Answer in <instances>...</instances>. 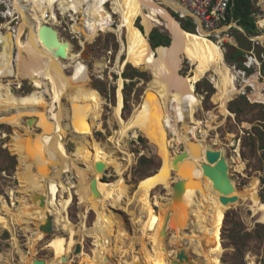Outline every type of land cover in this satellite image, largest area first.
Wrapping results in <instances>:
<instances>
[{
	"label": "bare ground",
	"instance_id": "obj_1",
	"mask_svg": "<svg viewBox=\"0 0 264 264\" xmlns=\"http://www.w3.org/2000/svg\"><path fill=\"white\" fill-rule=\"evenodd\" d=\"M70 1L72 0H14L11 15H18L19 22L16 30L12 33L10 21L0 25V45H3L0 52V66L3 65L10 69L18 84H20L21 77H28L34 85L44 82L52 98L49 105L45 106L44 97L41 96L0 97V123L21 125L27 131V136L19 135L20 146L25 150L28 183L26 204L22 205L18 222H32L35 227L38 226L45 231L42 225L52 220L53 230L59 229L68 234L67 237L57 235L48 240L47 247L52 249L53 257L44 264H57L63 260V257L67 259L71 256L88 255L81 244L82 235L88 231L84 227L77 228L66 214L73 192L71 187L64 184L63 174L71 168L77 175V183H81L84 188L87 186L90 188L89 200L92 204L89 207L97 206L98 208L101 220L95 227L93 225L88 227L91 230L88 234H92L96 243L94 255H100L107 264L109 257L107 255L115 250L116 239L109 227L110 219L106 217V214L111 209L114 210V217L121 212L125 213L130 201L123 202L127 183L125 178L116 180V182H103L105 180L101 173L108 166L119 164L117 153L127 152L125 139L131 133L129 131L132 128L140 129L149 143L157 149L165 163L168 164L171 161L178 163L177 174L180 177L177 181L174 180L175 184L172 182L174 185L171 195L161 203L162 210L164 211L167 207L168 213L163 220L161 219L160 231L156 232V226L159 225V214L153 210L148 194L155 184L170 180L171 173L167 166H164L158 175L146 178L134 194L133 201L141 202L147 209L148 215L142 218L134 215V211L131 210L133 211L131 214L134 215L131 220L140 227L143 233L147 230L151 231L146 234L151 235L152 248L160 255L158 262L153 261L146 250L143 235L139 239L138 246L139 251L144 253H140L138 258H142L144 264H173L178 250L183 248L188 255L186 264H220L218 224L225 206L221 203V189L214 188L211 177L205 174L202 165L209 164L213 173H220L222 176L223 173L214 168V162L207 161L204 145L200 139H196L197 125L189 122L187 112L196 101L195 84L209 71L218 75L212 78L219 85L221 101L230 98L237 89L236 76L226 64L223 50L214 40L207 37L203 30L198 33L181 27L167 8L162 6L168 3L175 9L182 10L183 8L174 0H160L161 2L157 0H115L112 6L119 15V24L116 28L111 27L110 29L118 32L122 41L116 67H123L125 63H130L134 67L147 69L151 73L157 72L170 91L164 88L160 81L151 82L146 86L142 100L133 111L130 121H125L121 117L123 97L121 88H119L115 118L119 119L121 128L113 135L115 154L106 155L105 147H99L103 144L99 145L95 141L89 157L83 149L88 145L84 140L93 138V128L103 112L99 93L86 88L88 68L78 57L80 54H74L71 52V47H68L66 58L62 61L58 60L53 52L42 44L38 37V30L44 23L55 26L58 22V15L67 14L72 19H76V14H82V21L86 22L88 20L86 15L91 14L96 8L100 9L101 4L107 0H92L91 6L85 5L89 0H82L81 10L75 12L70 7ZM183 13H186L184 9ZM138 17H142L149 28L164 25L172 38L171 46L153 47L145 35L147 33H142L135 25ZM79 24L80 33L83 35L81 42L85 45L81 52L85 56V50L90 48L86 46V39L91 34V27ZM94 24L95 20H92L91 26ZM125 30L129 35L128 47L122 38ZM3 32L15 36L17 52L13 62L9 60L10 48L5 43L6 35ZM260 40L264 43V36L260 37ZM126 48L128 49L127 57L122 60L121 54ZM185 58H188L192 65L188 75L180 73V66ZM69 60L74 61L71 74L66 71V62ZM104 65L101 66L104 67ZM122 82L123 80L120 79L118 84L120 87H122ZM34 91L41 93L37 88ZM68 91H71V96L65 100L67 97L65 94ZM29 117L34 119L32 125L26 122V118ZM200 127L202 128L200 135L204 136L207 131L203 129V126ZM64 132L76 140L74 149L66 148L63 140ZM171 133L175 137V142L171 141ZM133 136H137L134 131ZM181 143L185 144L184 151L187 154L178 158V155L183 152L179 146ZM193 144H198L200 148L198 155L190 152V146ZM83 159L86 160L83 161ZM220 159L218 157L215 163L217 166L223 163ZM78 161L84 165H79ZM98 163H102V170L96 169ZM129 164H131V159ZM90 168L93 169V175L88 173ZM63 192L67 195L63 196ZM249 195L253 202L252 205L250 204L253 217H256L258 221H264V201L260 200V195L256 190L251 191ZM41 212H43L42 217ZM82 218H85L84 214ZM183 221L186 223L188 221L190 226L192 225L190 234L184 238V241L187 240L189 244L178 241L177 238L175 241L178 242L168 240L167 230L171 227L178 229ZM30 239L32 243L33 240L35 241L34 236H30ZM15 242L17 244V240ZM77 245L80 246V250L75 252L73 249ZM88 257L90 258L89 255ZM134 264H137L136 260Z\"/></svg>",
	"mask_w": 264,
	"mask_h": 264
},
{
	"label": "rangeland",
	"instance_id": "obj_2",
	"mask_svg": "<svg viewBox=\"0 0 264 264\" xmlns=\"http://www.w3.org/2000/svg\"><path fill=\"white\" fill-rule=\"evenodd\" d=\"M114 1L107 0L104 4L102 3L100 9L96 8L91 14L86 15L88 19L86 22L82 21V14H76V19H72L71 16L66 14L64 16L58 15V22L55 23L59 37L69 43L71 52L80 54L78 57L88 68L86 88L99 93L102 101L103 112L93 128V138L84 140L88 145L83 149L86 156L89 157L96 142L99 145L103 144L99 147H105L106 155L115 154L113 135L121 128L119 119L115 118L119 101V88H121L123 97L121 117L125 121H130L133 111L140 104L148 84L160 81L164 85L163 87L169 90L168 85L157 72L151 73L147 69L141 70L130 63H125L123 67H116L122 41L118 32L110 29L111 27L116 28L119 24V15L116 14L112 6ZM157 2L161 1L157 0ZM81 3L82 0L70 1L72 11L81 10ZM87 3H85L86 6H91L92 0ZM162 6L167 8L172 17L184 28L187 20L181 19L180 15L175 12L177 9L171 4L168 5V3L162 4ZM13 8L14 0H0V25L10 21L12 33L16 30L19 22V19L16 18L17 14L11 15V9ZM92 20H95V24L91 26ZM78 22L91 27V34L86 39V46L88 45L90 48L85 50V56L81 52L85 45L81 42L83 35L80 33ZM135 25L142 33L146 31L147 34L145 35L150 43V35L155 29L170 36L164 25L149 28L142 17L136 19ZM243 30L245 29L243 28ZM190 31L197 32L194 24ZM3 33L6 35L5 43L10 48L9 60L13 62L17 52L15 36L14 34ZM233 33L235 35L234 45H228L222 50L226 64L236 76L237 89L230 98L221 101L219 85L212 78V76L217 77L218 75L213 71L207 72L195 84L194 96L196 101L187 112V117L190 123L197 125L195 128L198 134L196 139H200L203 143L207 161L210 158L211 162H214V168L219 169L223 173V177H227L231 183L230 191L224 193L221 190L222 197H237L233 202L221 201L225 208L222 210L218 224L220 264H264V221H258L256 217H253L250 209L253 202L252 197L249 195L251 191L256 190L260 195V200L264 201V43L260 40V37L264 36V30L261 32L256 29L255 34H248L246 31L235 29ZM122 38L128 47L129 35L126 30ZM169 46L171 45L169 44ZM0 49L1 52L3 45H0ZM238 51H241L242 54L240 58L235 59ZM127 53L128 49L126 48L125 52L121 54L122 60L127 57ZM250 56L256 57L258 63L247 68L243 62L246 57L248 59ZM69 62L70 64H68ZM73 62V60L66 62V71L69 74L72 73ZM103 64H105L104 67L101 66ZM191 69L192 65L189 59H183L180 73L188 75ZM244 69L247 70L246 73H241ZM118 79L123 80L122 87L118 85ZM19 83L11 74L10 69L3 65L0 66V97L13 98L14 95L17 97L41 96L44 97L45 106H48L52 101L51 96L47 97L44 92L45 90L49 95V89L44 82H41L40 85H34L28 77H21ZM36 88L41 93L35 92ZM65 95L67 96L66 100L71 96V91H68ZM22 122L24 123V119ZM179 124L181 125V122ZM200 126L206 129V136L200 135L202 129ZM133 131L137 133V136H133ZM36 132L40 131L36 130ZM129 132L131 133L125 139V150L127 152L117 153L119 164L110 165L101 173L105 180L103 182H116V180L125 178L124 180L127 183L124 200H122L123 202L130 201L127 205L128 212L125 210V213L121 212L114 217V210L111 209L106 214V217L110 219L109 227H111L116 239L115 250L107 255L110 257H108L107 264H134L135 260L137 264H144L143 259L138 258L140 253H144L139 251L140 247L138 246L140 244L139 239L143 235L145 236L143 238L147 252L151 255L153 261L158 262V256L160 255L154 252L152 248L151 235L146 234L151 231L147 230L146 233H143L140 227L131 220L134 215L142 218L148 215L147 209L141 202L133 201V196L145 178L158 175L164 166H167L171 173L170 180L155 184L148 194L153 210L159 214V225L156 226V232L157 230L160 231L161 219L163 220L164 217L161 203L171 195L173 185L176 183H174V180L177 181L180 177L177 174L178 163L173 161L168 164L165 163L157 149L149 143V140L145 138L140 129L132 128ZM26 133V129L21 125L0 123V264H44L53 257L52 249L47 247L48 240L57 235L68 236L66 232L59 229H55L51 233L44 229L48 232L47 234L38 226L35 227L32 222H18L17 220L18 215L22 212V205L26 204L28 168L24 156L25 150L19 143V135L27 136ZM64 133L63 140L66 148L68 150L74 149L76 140L66 132ZM174 138L171 133V141L175 142ZM179 146L181 151L185 150L184 143ZM34 149L38 150L37 148ZM218 157L221 158L220 160L223 163L217 166L215 163H217ZM143 158L147 160L145 161ZM130 159L131 164H129ZM85 160L83 159V161ZM77 163L84 165L79 161ZM70 169L63 174L64 184L71 187L73 192L72 201L66 209V214L77 228L84 227L89 233L90 229L88 227L92 225L95 227L101 220L98 208L97 206L94 208L89 207L92 204L89 200L90 188L89 186L84 188L81 183H77V175ZM88 173L93 175V169L90 168ZM64 195H67V193L63 192ZM42 214L43 212H41V217ZM82 214L85 218H82ZM191 226L188 221L187 223L183 221L179 224L178 229L169 228L167 230L168 240L183 242L185 236L190 234ZM202 231L204 230L202 229ZM88 233L82 235L81 244L84 252L91 259L88 255L71 256L57 264H105L100 255H94L96 243L92 234ZM30 236H34L35 241L33 240V243ZM175 238L178 241H175ZM184 242L189 244L187 240Z\"/></svg>",
	"mask_w": 264,
	"mask_h": 264
},
{
	"label": "built area",
	"instance_id": "obj_3",
	"mask_svg": "<svg viewBox=\"0 0 264 264\" xmlns=\"http://www.w3.org/2000/svg\"><path fill=\"white\" fill-rule=\"evenodd\" d=\"M174 1L186 11V13H183L175 10L181 19L191 21L194 27L196 26L198 33L203 30L206 36L214 40L221 49H225L228 45H234L235 35L233 32L235 29L245 31L238 21L231 16L232 0ZM250 8L256 29L262 32L264 30V0H251ZM243 63L247 68H250L258 61L256 57L250 56L248 59L246 57ZM242 71L241 73H246L247 70Z\"/></svg>",
	"mask_w": 264,
	"mask_h": 264
},
{
	"label": "water",
	"instance_id": "obj_4",
	"mask_svg": "<svg viewBox=\"0 0 264 264\" xmlns=\"http://www.w3.org/2000/svg\"><path fill=\"white\" fill-rule=\"evenodd\" d=\"M38 37L41 40L42 44L45 45L47 49L53 52L54 56L62 61L67 56V49L69 47V43L67 41H62L59 37V33L57 31V28L54 25L46 24L44 23L41 25V27L38 30ZM141 70H144L141 68ZM47 97H49L48 93L44 90ZM34 121L33 118H26V122L28 125H32V122ZM190 152L192 154L198 155L200 153V148L198 144H193L190 146ZM187 154L186 151H183L178 155V158H182ZM209 161L211 162V159L209 158ZM205 174L209 175L213 181L214 187H219L224 193L230 191L231 189V183L227 177H223L220 173H213L211 170V166L209 164H203L202 165ZM97 170H102V163L96 164ZM236 196L234 197H227L223 196L221 199L223 201L233 202L236 200ZM168 208L165 207L163 211V215H167ZM42 228L45 229L48 232H52V220L47 221L44 225H42ZM80 250V246L77 245L75 248V252H78ZM63 261H65V257H63ZM188 261V255L187 252L180 248L177 252L176 259L173 261V264H186Z\"/></svg>",
	"mask_w": 264,
	"mask_h": 264
},
{
	"label": "trees",
	"instance_id": "obj_5",
	"mask_svg": "<svg viewBox=\"0 0 264 264\" xmlns=\"http://www.w3.org/2000/svg\"><path fill=\"white\" fill-rule=\"evenodd\" d=\"M250 7L251 0H232L231 16L238 21V23L245 29L248 34H255L256 25L254 22V18L251 16ZM192 25L193 24L191 21H187V23L184 24V28L190 31ZM150 41L153 47L156 48L160 45L169 46L172 40L168 34L155 29L150 35ZM241 54V51H238L236 53L235 59L240 58ZM143 160L146 161L147 159L143 158Z\"/></svg>",
	"mask_w": 264,
	"mask_h": 264
},
{
	"label": "crops",
	"instance_id": "obj_6",
	"mask_svg": "<svg viewBox=\"0 0 264 264\" xmlns=\"http://www.w3.org/2000/svg\"><path fill=\"white\" fill-rule=\"evenodd\" d=\"M179 11H182L183 12V9L182 10H179ZM200 32H201V30H200ZM264 35V34H263ZM150 177H153V176H150ZM150 177H147V179L148 178H150ZM146 180V178L144 179V181Z\"/></svg>",
	"mask_w": 264,
	"mask_h": 264
}]
</instances>
